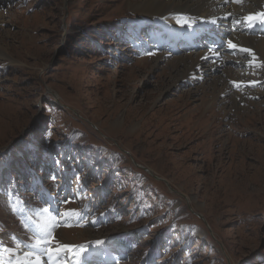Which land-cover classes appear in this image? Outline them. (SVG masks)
<instances>
[{"label":"rangeland","instance_id":"obj_1","mask_svg":"<svg viewBox=\"0 0 264 264\" xmlns=\"http://www.w3.org/2000/svg\"><path fill=\"white\" fill-rule=\"evenodd\" d=\"M142 1L0 0V264L35 250L27 228L38 233L44 209L87 214L50 245L84 244L97 264H264V66L251 55L264 59V37L231 33L228 51L251 54L222 61L199 45L171 52L140 28L173 27L177 41L186 19ZM249 6L218 3L187 20L190 37L245 25ZM213 92L227 112L234 92L255 104L219 120L222 152L189 126ZM243 144L257 155L241 158Z\"/></svg>","mask_w":264,"mask_h":264},{"label":"bare ground","instance_id":"obj_2","mask_svg":"<svg viewBox=\"0 0 264 264\" xmlns=\"http://www.w3.org/2000/svg\"><path fill=\"white\" fill-rule=\"evenodd\" d=\"M223 1L224 0H143L142 4H147L150 7L161 6L165 10L166 13H171V12L176 11L184 19H186V20H194V19H200V18H203V17H207V15L211 11H213L215 6L218 3L223 2ZM245 3H246V5H249V3H250V6L247 8L248 14L243 15L246 18L250 17V16L251 17L257 16V14H259L262 11L261 8L264 7V0L263 1L259 0L258 2H257V0H245ZM233 7L237 8L235 6H233ZM249 53L250 52H246V54H248V55H249ZM251 55L254 56L261 65L264 66V59L262 58V54L258 50H252V54ZM235 84H236V87H237V84H241V82H237ZM244 94L246 96H249L248 94H250V93L249 92H237V93L234 92L233 98L232 99H231V97L228 98V105H230V109L227 112L226 111V107H227L226 102L227 101H225V100L224 101H219L221 93L213 92L209 101L204 102V105L200 109L195 110V111H197L195 114H194V111L191 113V115H190V125L189 126L191 128L190 130L192 131V133H194V131H196L198 129H201V128L205 129L206 130V136H209L208 137L209 138V143H208L209 147H212L213 145H216V143L218 142V144L220 145L219 152H222L224 150H228L227 149V145H228V142H229V138L227 137L228 139H226V137L224 135V132L221 131V128H220L221 124H220L219 120L228 118L229 113L232 110H233L232 112L234 113V117L238 118V116H239V119H240L241 118L240 114H239L240 112H244L245 108H248L250 106H254L255 105V104H250L248 101H245L244 100V98H245ZM241 101L245 104L244 107H239V103ZM216 104L217 105L218 104L219 105L223 104V106H221L220 109H219L220 111L217 112V115H215V113H214V109H215L214 107H215ZM224 104H226V106ZM242 108H244V109H242ZM197 113H198V115H197ZM196 115L198 117H197L196 120H194L193 117L196 116ZM250 117L252 119H254V120H256V118H257V116L255 114L251 115ZM173 118H175V117H173ZM258 119H259V121H263L264 120L263 117H261V116H258ZM249 121H250V119H249ZM172 122H174V121H172ZM231 124H232V122H231ZM174 126H175V124H174ZM262 128H264V124H263ZM118 129H119V124L116 123V124H114V126L112 128H109L107 130V132H108V134L113 135V134H115L117 132ZM255 132L260 137H264V132L259 131V130L258 131L255 130ZM255 147L256 146L248 147V145L245 146V144L241 145V151L239 153L240 157L243 158L247 154H249V155L250 154H256L257 155V153H255V152H257L258 149H255ZM238 152H239V150H238ZM216 167L218 168L219 165L216 166ZM179 168L182 170L183 173H187L189 171H192V172H189V173H193L195 170L198 169L197 167H194L195 169H191V168L186 167V166H180ZM243 171H247V167L239 165L238 167H236V171H234V174L235 173H240V172H243ZM238 176H239V174H238ZM218 187H220V186H218ZM34 251H36V250H33L32 252H34ZM23 253L21 255V261L26 258V256H23ZM25 253H29V252H25ZM29 259L34 260L35 257L34 256L33 257H29ZM41 264H44L43 263V258H41Z\"/></svg>","mask_w":264,"mask_h":264},{"label":"snow or ice","instance_id":"obj_3","mask_svg":"<svg viewBox=\"0 0 264 264\" xmlns=\"http://www.w3.org/2000/svg\"><path fill=\"white\" fill-rule=\"evenodd\" d=\"M249 22H252L256 19H260L264 22V13H259L255 17H247ZM182 24L191 27V24L187 20L181 21ZM229 47L236 48V45L232 44L231 41L228 42ZM241 51L248 52V49H241ZM250 54V53H249ZM47 216L39 225H38V233L36 234L35 242L30 246L31 248L38 250V254L34 252H29L26 255V258L22 261H18L17 264H41V255H46L50 264H58L59 257L62 253L67 251L70 256H74L76 260V264H79L82 254L85 252V248L83 245L80 246H70L67 244H60L56 242L57 246L55 248L50 247V244L53 242L54 238H51L50 234L52 229L56 226V218L51 214L50 209L43 210ZM63 217L71 218L74 216H80V213L75 210L66 211L62 214ZM70 226V225H69ZM101 242L97 241V244ZM35 257L34 260L29 259V257ZM2 259V258H0Z\"/></svg>","mask_w":264,"mask_h":264}]
</instances>
